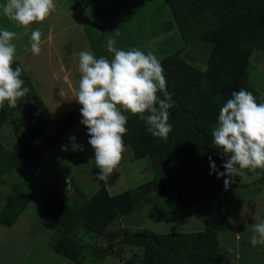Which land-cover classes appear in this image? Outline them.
<instances>
[{"label": "trees", "instance_id": "1", "mask_svg": "<svg viewBox=\"0 0 264 264\" xmlns=\"http://www.w3.org/2000/svg\"><path fill=\"white\" fill-rule=\"evenodd\" d=\"M163 1L181 41L185 45L198 41L208 43L209 57L203 71L186 62L179 51L161 61L167 91L174 102L168 121L172 131L166 140L153 137L137 116L127 117L124 146L131 150L132 160H145L151 179L112 197L103 186L89 198L77 189L75 195L81 202L76 207L65 205L59 196L42 206V219L56 226L48 248L74 263H78L83 248L72 236L76 228L84 227L100 235L115 219L145 206L149 207L146 217L150 221L163 223L169 211L197 205L204 210L202 232L156 235L142 230L138 238H122V241H133L143 247L141 264H218L221 261L216 233L231 225L220 211L227 204L223 178H217L216 172L210 175V163L222 172L221 162L225 157L214 147L211 133L221 107L233 92L245 89L253 94L256 102H263L244 79L252 53H264V0ZM94 55L99 58L105 54L95 49ZM12 67L17 68V63L13 62ZM20 78L30 91L18 101L16 108H8L5 102L2 111L0 108V124L11 110H16L22 112L19 123L34 122V125L18 137L11 152L0 145V173L37 163L74 125L90 138L76 109L47 120L46 110L23 71ZM157 95L163 98V93ZM11 125L15 132L21 126L14 122ZM38 186L39 183L31 181L14 185L15 196L0 209L1 225H12ZM120 229V237L128 231ZM91 253L99 262L111 254L108 248L100 247Z\"/></svg>", "mask_w": 264, "mask_h": 264}, {"label": "rangeland", "instance_id": "2", "mask_svg": "<svg viewBox=\"0 0 264 264\" xmlns=\"http://www.w3.org/2000/svg\"><path fill=\"white\" fill-rule=\"evenodd\" d=\"M74 2L79 3L84 18L101 28L95 29L76 24L69 11L70 5ZM5 3L6 0H0V30L7 29L23 33L25 30L21 26L4 17L2 6ZM55 3L57 5L55 12L42 23L30 25L27 35H22L19 39L12 41L16 46L13 62L17 63V67L22 69L31 82L46 110L47 120H54L65 111L68 112L72 109L80 112L82 106L75 100V91L79 86V82H75L77 79L80 81L81 78L79 53L89 51L94 55V50L100 49L105 57L112 58V54L108 53L106 49L108 39H115V46L125 51L138 49L145 54L152 52L160 63L165 57L179 51L186 62L200 71L204 70L211 50L210 45L204 41L185 45L179 37L163 0H55ZM36 28L42 32L41 53L38 56H34L30 49L31 30ZM117 31L119 35H116ZM248 62L244 83L258 94L264 103V53H252ZM74 64L77 70L73 73L72 65ZM51 66L56 71L52 70ZM64 68L72 69L69 76L75 74L74 78L70 79L69 77L71 84H74L73 91L68 88L69 84L61 78L63 74L59 69ZM56 74L57 78H54ZM69 102L73 104L67 108ZM60 111L62 113L58 114ZM121 111L127 117L130 115L128 112ZM21 115L22 112L11 110L0 124V145L8 152H11L17 144L18 137L22 133L28 132L34 125V122L22 121L19 123ZM13 122L21 125L17 132L13 130L11 125ZM71 137H75V141H72ZM73 143L81 145L82 150L73 151ZM62 146L67 147L68 150H62ZM53 147L51 151L46 152V155L49 156H44L48 159L46 167L49 168L51 174L55 172L53 180H58L53 189L50 185L47 188L43 187L44 177L35 170L34 164H30L0 173V198L6 200L13 197L15 195L14 185L31 181L40 185L37 192L33 191L32 194L41 193L45 196V200L53 195H58L64 200L65 205L76 207L81 202L75 195L77 189L86 198H89L100 186L108 190L112 187L113 182L122 183L126 179L127 186L132 188L152 177V173L146 167L145 160L142 159V162L133 161L130 149L125 147L120 164L109 176L107 182L97 180L96 177L100 169L95 165L94 150L77 125H74ZM228 158L224 157L221 162L222 172H224L223 164ZM251 175L245 170L243 175L234 178V182L225 188L224 193L228 205L236 207L241 203L250 202L255 195H264V174L259 179L250 182L249 176ZM222 178L224 183L227 177L222 176ZM128 179L130 182L127 181ZM119 188L123 190L125 187L120 185ZM227 204L221 207L220 211L228 220L230 216ZM146 208L132 213L142 214L136 215L133 219L136 223L134 227H138V229L133 228L131 232H123L121 237L118 232L121 230L119 227H112L110 230L106 228L100 235L88 232L84 227L76 228L72 236L83 247L79 254V257L82 258L80 264H101L91 253L92 249L98 247L108 248L111 252L109 255L120 264L123 262L141 264L143 247L133 241L123 242L122 238L136 239L141 235L142 230L151 233H167L170 229L167 224L150 221L145 215ZM26 217L30 221V228L24 226V223H22L23 226L16 223L9 228L0 225V264H59L64 261L48 248L56 226L43 220L40 215L37 217L31 213ZM135 235L138 236L135 237Z\"/></svg>", "mask_w": 264, "mask_h": 264}, {"label": "clouds", "instance_id": "3", "mask_svg": "<svg viewBox=\"0 0 264 264\" xmlns=\"http://www.w3.org/2000/svg\"><path fill=\"white\" fill-rule=\"evenodd\" d=\"M56 7L55 0H6L2 6L4 17L25 31L0 30V108L5 102L8 108H16L18 101L30 91L20 78L22 69L12 67L16 53L12 41L27 35L30 25L42 23ZM41 36L39 28L31 30L30 49L34 56L41 53ZM115 45V39L106 41L111 59L96 58L89 51L79 53L81 78L75 91V100L82 106L80 123L88 129V144L100 169L96 179L105 182L120 164L125 151L122 138L127 133V116L121 110L144 121L153 137L166 140L172 131L168 121L169 109L174 104L157 57L152 52L125 51ZM157 93H163V98ZM211 135L214 147L229 157L223 164L224 172H218L215 164L210 163V175L216 172L217 178L227 177L225 188L245 170L252 174L250 182L264 174V103H257L251 92L239 89L231 94L219 111ZM70 139L75 141V137ZM62 150L68 149L62 146ZM72 150H82V146L73 143ZM253 227L250 243L264 245V221Z\"/></svg>", "mask_w": 264, "mask_h": 264}, {"label": "crops", "instance_id": "4", "mask_svg": "<svg viewBox=\"0 0 264 264\" xmlns=\"http://www.w3.org/2000/svg\"><path fill=\"white\" fill-rule=\"evenodd\" d=\"M72 66H73V73H74V72H76L77 69H75V64ZM52 70L56 71V69H54L53 67H52ZM57 71H58V69H57ZM59 71H61L63 74L61 76L62 80L64 82H66L67 84H69L68 88H70V90L73 91L74 84H71V82L69 81V77H70V79H72L75 76V74L69 76V73H70V71H72V69L69 70V69L64 68V69H59ZM63 76H65V77H63ZM54 78H57V74L54 76ZM76 81L77 82H75V83L79 82L78 79ZM66 83H65V85H67ZM71 104H73V103L69 102V104L67 105V108H69L68 106ZM62 111L58 112V114L62 113ZM60 139L57 142H59ZM51 149L48 151H51ZM44 156L48 157L49 155L48 154L46 155V153H45L42 156V158L37 163L34 164L35 165L34 168L37 172H39L40 176L44 177L43 187L47 188V186L50 185V186H52L51 189H53L54 188L53 186L57 185L58 180L57 181L53 180L52 177L55 174V172L52 171L53 174H51V171L49 170V168L46 167V166H48L47 165L48 159H46L47 157H44ZM131 158H132V153H131ZM133 161L142 162L143 160L141 159V160H133ZM129 180L130 179H128L127 181H129ZM127 183H126V179L123 180L122 183H119V182L114 183L113 182V185L110 189L107 190L105 188L108 196L112 197V196H115V195L125 191V190L131 189L127 186ZM120 185H122L125 188H123V190H120V188H119ZM135 186H137V185H135ZM39 187H40V185L38 186V188ZM36 190H34V191H36ZM36 192H35V194H32L31 199L29 200V202L27 203V205L25 206L23 211L14 220V222L12 223V225L10 227H12L16 223H19L21 226H23L22 223H24V226H27L28 228H30V226H31L30 221L28 220V218L26 216L33 213V214L37 215V217H39L41 210H42V206L47 204L55 196H58V195H53L52 197L47 196L48 200L47 199L45 200L44 199L45 196L43 194L42 195H41V193L36 194ZM13 197H11V198H13ZM7 200L8 199L3 200L2 198H0V209L4 206V204ZM61 200L64 201L62 198H61ZM36 206H38V207H36ZM145 207H147L146 208V213H147L149 207L148 206H145ZM227 208H228V214L230 216L228 218V221L231 225V229L220 230V231H218V233L216 235L217 244H218V252L222 257V260L218 264H264V245L258 244L256 246H253L250 243L251 236L254 234V227L253 226L255 224L261 222V221H264V195H262V194L255 195L254 197L251 198L250 202H247L245 204L241 203L236 207H232L231 205L227 204ZM146 213H145V215H146ZM139 214L142 215L141 213H135V214H129L125 217H119V218L115 219L111 224H109L107 226V228L109 230L112 227L125 228L129 232H131V230L133 231V228L138 229V227H134L136 223L134 222L133 219H135V216L136 215L138 216ZM166 217H167V220H166V222H163V224H167L170 226L169 232H167V233H185L186 234V233H198V232H202L204 230V226H203L204 210H203V207L200 205L189 206V207H185L182 209L171 210L166 214ZM29 218L33 219L32 217H29ZM1 226L5 227L3 225H1ZM46 226L48 227V225H46ZM6 228H9V227H6ZM167 233H153V234L159 235V234H167ZM237 234H239V238H238ZM53 254H55V253H53ZM55 255H57V254H55ZM57 256H59V255H57ZM59 257H61V256H59ZM61 258L64 261L60 262L59 264H80V262L82 260V258L79 257V258H77L78 263H74L73 261H70V260L65 259L63 257H61ZM98 263H100V262H98ZM101 264H120V262L116 261V259H114V257L107 255L104 258L103 262H101Z\"/></svg>", "mask_w": 264, "mask_h": 264}, {"label": "water", "instance_id": "5", "mask_svg": "<svg viewBox=\"0 0 264 264\" xmlns=\"http://www.w3.org/2000/svg\"><path fill=\"white\" fill-rule=\"evenodd\" d=\"M69 11L71 13L72 20L76 24L92 27L95 29L101 28L99 25L93 23L92 21H90V20H88L82 16L81 7H80L78 2H74L73 4H71L69 7ZM137 236L138 235H135V237H137Z\"/></svg>", "mask_w": 264, "mask_h": 264}]
</instances>
